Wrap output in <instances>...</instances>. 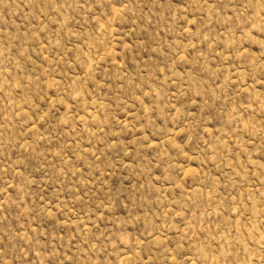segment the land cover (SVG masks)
Returning <instances> with one entry per match:
<instances>
[{"label": "rangeland", "instance_id": "1", "mask_svg": "<svg viewBox=\"0 0 264 264\" xmlns=\"http://www.w3.org/2000/svg\"><path fill=\"white\" fill-rule=\"evenodd\" d=\"M0 264H264V0H0Z\"/></svg>", "mask_w": 264, "mask_h": 264}]
</instances>
